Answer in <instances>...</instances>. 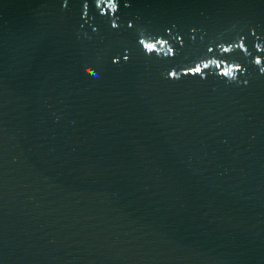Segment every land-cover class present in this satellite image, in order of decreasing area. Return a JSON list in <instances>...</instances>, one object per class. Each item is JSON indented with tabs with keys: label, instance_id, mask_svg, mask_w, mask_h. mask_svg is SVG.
<instances>
[{
	"label": "water",
	"instance_id": "95a60500",
	"mask_svg": "<svg viewBox=\"0 0 264 264\" xmlns=\"http://www.w3.org/2000/svg\"><path fill=\"white\" fill-rule=\"evenodd\" d=\"M106 3L0 0V264H264V0Z\"/></svg>",
	"mask_w": 264,
	"mask_h": 264
},
{
	"label": "clouds",
	"instance_id": "9594fccd",
	"mask_svg": "<svg viewBox=\"0 0 264 264\" xmlns=\"http://www.w3.org/2000/svg\"><path fill=\"white\" fill-rule=\"evenodd\" d=\"M105 5H106V8L108 10H110L113 14L118 11V0H107V3ZM63 7L65 9L67 8V0H64ZM83 10H84V15L87 16L88 15V4L87 3L84 4ZM112 27L117 28L118 25L116 23H113ZM129 27H132L131 23L129 24ZM138 31L140 33V38H139L138 43L142 47V49L146 55L150 56L154 53L158 56L163 55L165 57H172L175 55V49L172 46H170V44L167 40L162 39V38L154 39L150 35H148L144 29H139ZM148 44H155V45H158V47L148 48L146 46ZM236 48L247 51L246 46L243 42H240V43H237L234 45H229V46H224L223 44L219 45L220 51L222 49H224L225 51H228V53H230L231 51H233ZM256 48L258 50H260L261 45L257 44ZM211 51H212V49L209 48V52H211ZM222 53H224V52H222ZM128 59H129L128 55H125L124 60L127 61ZM213 59L214 58H205L199 62H196L194 67L199 68L201 65H204V68H203L201 74H199V75H201L203 77L205 70H210L212 68V67H208L206 62H209ZM118 62H119V58H115L113 60V63H118ZM253 63L259 68L260 73L264 74V58L257 56V57H255ZM229 67L231 68V72L227 76L221 75L220 73H219V75L221 77L227 79L229 82H237L238 83L239 82V75L242 74L245 71V69L243 68V66H241L238 63L229 64ZM80 68L85 73H91V74L95 75L93 70L86 64H81ZM191 68H193V67H190L188 69H191ZM194 75H196V74H194ZM167 76L170 78H179L180 73H178L175 70H172L169 73H167Z\"/></svg>",
	"mask_w": 264,
	"mask_h": 264
}]
</instances>
